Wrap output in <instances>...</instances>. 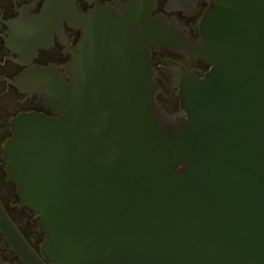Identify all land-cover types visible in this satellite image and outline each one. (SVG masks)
<instances>
[{
  "label": "water",
  "instance_id": "water-1",
  "mask_svg": "<svg viewBox=\"0 0 264 264\" xmlns=\"http://www.w3.org/2000/svg\"><path fill=\"white\" fill-rule=\"evenodd\" d=\"M131 1L126 19L92 14L110 28L86 23L72 83L33 73L59 117L15 118L5 159L47 236L42 256L1 199L0 231L25 264H264V0H208L194 52L212 69L170 64L175 118L148 48L174 38L145 28L156 0Z\"/></svg>",
  "mask_w": 264,
  "mask_h": 264
},
{
  "label": "flooded vegetation",
  "instance_id": "flooded-vegetation-1",
  "mask_svg": "<svg viewBox=\"0 0 264 264\" xmlns=\"http://www.w3.org/2000/svg\"><path fill=\"white\" fill-rule=\"evenodd\" d=\"M134 5L131 0H0V199L40 256L47 236L42 231L40 218L29 207L20 205L17 186L7 171L5 148L12 137L13 120L31 112L58 118L59 115L47 107V92L36 87L33 73L44 72L43 80L57 86L72 83L71 69L88 29L86 22L93 20L91 26L99 32L110 28L107 19L94 20L91 14L103 10L112 13L114 19H126ZM209 7L208 0H156L152 11L144 17L152 29L171 35L177 45H163L157 41V36L148 45L150 65L159 86L157 102L173 118L182 114V108L180 77L170 64L203 77L212 69L209 63L190 55L196 46L204 45L201 23ZM23 79L29 87L38 90H23L17 85ZM1 178L11 185L12 192L2 185ZM6 196L14 198L12 209ZM0 256L5 264H25L1 231Z\"/></svg>",
  "mask_w": 264,
  "mask_h": 264
},
{
  "label": "bare ground",
  "instance_id": "bare-ground-1",
  "mask_svg": "<svg viewBox=\"0 0 264 264\" xmlns=\"http://www.w3.org/2000/svg\"><path fill=\"white\" fill-rule=\"evenodd\" d=\"M134 6H135V5H134ZM134 6L132 7L131 13H132V11L134 10ZM152 6H153V5H152ZM152 8H153V7H149V8H147V9H146V13L143 15V20H144V22H145L146 25H147V27H145V28H148V27L150 26V23H149L148 21H146L144 17H145V15H148V14L152 11ZM148 10H149V11H148ZM106 13H108V12H106ZM92 14H93V13H92ZM92 14H91V15H92ZM94 20H95V19H94ZM86 23H88V24H93V20L90 21V22L87 21ZM140 30H142V29H140ZM140 33H142V32H140ZM157 40H158L160 43L167 44V46H170V47H176V46H177L176 43H175L174 41H173V43L171 44V43H168V42L166 43V42H164V40H161V39H157ZM196 48H202V47H200V46H196L195 49H196ZM194 51H195V50L193 49V50H192V53H190V55H191V57L196 58V52H194ZM178 71H179V70H178ZM27 75H28V74H27ZM27 75H26V76H27ZM26 76H25V77H26ZM25 77H24V78H25Z\"/></svg>",
  "mask_w": 264,
  "mask_h": 264
},
{
  "label": "rangeland",
  "instance_id": "rangeland-1",
  "mask_svg": "<svg viewBox=\"0 0 264 264\" xmlns=\"http://www.w3.org/2000/svg\"><path fill=\"white\" fill-rule=\"evenodd\" d=\"M5 179H3V178H1V183H2V185H6L10 190H9V192L11 191L12 192V187H11V185H9V183H5ZM6 198V200H7V202H8V205H9V207L12 209V205H13V203H14V198H13V196H10V197H5Z\"/></svg>",
  "mask_w": 264,
  "mask_h": 264
}]
</instances>
